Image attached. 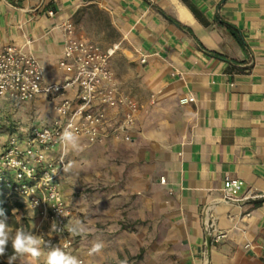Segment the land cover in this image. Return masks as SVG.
<instances>
[{"label": "crops", "instance_id": "crops-1", "mask_svg": "<svg viewBox=\"0 0 264 264\" xmlns=\"http://www.w3.org/2000/svg\"><path fill=\"white\" fill-rule=\"evenodd\" d=\"M87 5L108 15L119 43L111 67L140 109L129 140L88 144L77 136L78 147L66 148V227L79 220L84 229L71 234L74 254L102 242L98 263L264 264V196L222 198L226 176L244 180L241 195L264 194V0H0V50L24 45L45 82L62 81L61 24L72 18L84 35L74 15ZM188 95L193 100L182 102ZM53 107L41 96L12 112L23 122L34 114L47 120ZM77 151L84 157L75 162ZM76 166L83 182L111 177V191L83 196L78 207ZM207 217L226 233L210 246Z\"/></svg>", "mask_w": 264, "mask_h": 264}, {"label": "built area", "instance_id": "built-area-1", "mask_svg": "<svg viewBox=\"0 0 264 264\" xmlns=\"http://www.w3.org/2000/svg\"><path fill=\"white\" fill-rule=\"evenodd\" d=\"M48 13L52 16L54 10ZM61 28L63 50L58 65L64 77L60 82L44 81L38 59L24 45L10 43L0 50V189L7 197L15 199L14 195L19 194L26 198L22 203L30 213V232L40 236L41 249L48 250L50 242L76 255L82 264H133L112 259L98 263L89 255V246H79L80 252L74 254L76 243L66 227L71 210L63 197L60 175L67 148L61 134L69 128L92 144L109 137L129 140L140 104L122 90L111 67L119 43L102 48L81 34L72 18L64 20ZM29 43L26 41V45ZM41 96L51 100L55 114L39 125L18 120L12 110ZM191 100L190 95L181 98L182 102ZM119 113L120 117L113 115ZM16 131L20 133L16 135ZM160 180L165 182L164 177ZM243 186L244 180L226 176L222 198L243 202L264 196L241 195ZM20 210L15 207L11 212ZM53 222L65 230L51 231ZM204 228L213 242L226 236L212 217L205 219ZM246 247L256 245L248 243ZM259 247L264 257V246Z\"/></svg>", "mask_w": 264, "mask_h": 264}, {"label": "rangeland", "instance_id": "rangeland-1", "mask_svg": "<svg viewBox=\"0 0 264 264\" xmlns=\"http://www.w3.org/2000/svg\"><path fill=\"white\" fill-rule=\"evenodd\" d=\"M74 20L78 25L80 31H82L84 35L91 36L92 38L104 44H110L111 42L113 43L115 31L109 25V17L105 12L101 11L96 6L87 5L81 7L75 13ZM28 120L38 125L41 124L42 121H44L43 117L39 116V114L32 115V117H30ZM19 133L20 131L15 132L16 135H18ZM87 143L92 144L89 141H87ZM84 146H86V144ZM87 154L90 160L93 162V159L95 158V152L88 151ZM82 157H84V151L72 152V159H74L75 162H77ZM83 174H85L84 171H82V169H80L78 166L72 168L71 170V188L74 187L76 189V191L72 192L71 194L76 197L78 207L80 205V200L83 201V196L87 197L88 195L94 194L96 192L102 193L111 191V177H103L104 179L98 182H92V180L83 182ZM0 192H3V189H0ZM14 197L20 202H26V198L22 195L15 194ZM5 214L7 216V223L9 224L10 229L13 232L15 231V229L19 228V225H22V227L26 231H30V213L26 207H23L16 213L9 212ZM12 255L15 254L13 253L11 245L9 244L6 255L0 256V259L8 261V257ZM13 262H16L18 264H42L40 258L38 260H33L29 256H17Z\"/></svg>", "mask_w": 264, "mask_h": 264}, {"label": "clouds", "instance_id": "clouds-1", "mask_svg": "<svg viewBox=\"0 0 264 264\" xmlns=\"http://www.w3.org/2000/svg\"><path fill=\"white\" fill-rule=\"evenodd\" d=\"M61 142L65 147L77 148L78 137L69 128H65L61 134ZM71 165L64 168L65 172L70 171ZM0 256L7 253L9 244L15 255L8 257V264H13L17 256H29L33 260H38L42 255L40 236L33 232L26 231L23 227L15 229L13 232L7 223V216L3 208H0ZM65 228H61L57 223L53 222L51 231L62 232ZM83 225L79 220L71 222V226L67 228L73 236L80 235L83 232ZM48 251L46 253L45 264H82L81 260L73 254L66 252L58 245H52L50 242L47 245ZM104 245L102 242H96L89 250V255H94L102 251Z\"/></svg>", "mask_w": 264, "mask_h": 264}, {"label": "trees", "instance_id": "trees-1", "mask_svg": "<svg viewBox=\"0 0 264 264\" xmlns=\"http://www.w3.org/2000/svg\"><path fill=\"white\" fill-rule=\"evenodd\" d=\"M24 204L17 199L7 197L3 192H0V208H3L5 213L11 212L15 207L22 209ZM0 264H8V261L0 259ZM13 264H18L13 262Z\"/></svg>", "mask_w": 264, "mask_h": 264}, {"label": "water", "instance_id": "water-1", "mask_svg": "<svg viewBox=\"0 0 264 264\" xmlns=\"http://www.w3.org/2000/svg\"><path fill=\"white\" fill-rule=\"evenodd\" d=\"M207 245L210 246V238H207Z\"/></svg>", "mask_w": 264, "mask_h": 264}]
</instances>
